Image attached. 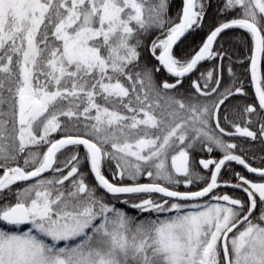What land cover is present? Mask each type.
Returning a JSON list of instances; mask_svg holds the SVG:
<instances>
[{
	"label": "snow or ice",
	"instance_id": "snow-or-ice-1",
	"mask_svg": "<svg viewBox=\"0 0 264 264\" xmlns=\"http://www.w3.org/2000/svg\"><path fill=\"white\" fill-rule=\"evenodd\" d=\"M210 6L182 0L173 18L169 0H0V264H264V167L225 139L264 140V0H224L232 18L178 56ZM228 29L250 40L254 90L230 114L249 93L234 75L222 84V65L184 88L223 60L214 44ZM197 148L223 153L198 161L207 176ZM227 162L258 179L222 180Z\"/></svg>",
	"mask_w": 264,
	"mask_h": 264
},
{
	"label": "trees",
	"instance_id": "trees-1",
	"mask_svg": "<svg viewBox=\"0 0 264 264\" xmlns=\"http://www.w3.org/2000/svg\"><path fill=\"white\" fill-rule=\"evenodd\" d=\"M224 0H210V7L207 9L203 26L200 28L195 29L194 31H190L175 47L174 51L178 56H185L191 55L194 50H198L199 47L203 44L207 35L210 31L217 26L220 22L232 18L233 13L222 14L221 8L223 6ZM182 8V0H169V8H168V15L175 18L176 14ZM159 33L150 34L149 39L153 38L155 35ZM145 43L147 44L148 41L146 40ZM250 40L247 34L240 29H230L224 32L217 40L214 45V50H220L224 55L223 60H206L199 65L197 70L191 74V78L188 77L184 80V88H188L190 84V80H195L200 75L201 72H207L208 70L214 69L217 65H222V84L231 85L233 81V75L235 78H238L244 85L245 91H251V84H250V62L248 57H250ZM143 59L147 62L155 63V61L150 57L145 50L143 55ZM231 67L232 74H229L228 68ZM262 69H264V65H262ZM157 79H169V77L164 73L161 72ZM184 89L181 91L183 92ZM241 100H246L244 97H236L233 98V103H240ZM248 101V100H246ZM251 101V99H249ZM227 103V102H226ZM224 111V110H223ZM227 113L226 111H224ZM249 140V139H248ZM242 149V151H241ZM255 145L253 143H245L244 145H240V152L239 154L242 155L245 159L253 160L256 164L264 165V153H260L261 159L258 160L256 154L254 152ZM204 151H199V155L203 156ZM84 152L81 153L83 155ZM82 171L87 174V181L91 184H95V180L92 177L91 173L88 170V166L86 164L82 165ZM47 176V175H46ZM111 179V176L109 175ZM149 181V178L142 177L140 182ZM68 183V182H67ZM66 183V184H67ZM203 184V183H202ZM201 184V185H202ZM20 187V183L13 186V189ZM159 195H157L158 197ZM115 202V201H113ZM116 206L123 209L127 212L130 216L135 217L136 220H141L145 216H148V213H139L138 210L132 209L129 206L115 202Z\"/></svg>",
	"mask_w": 264,
	"mask_h": 264
},
{
	"label": "flooded vegetation",
	"instance_id": "flooded-vegetation-1",
	"mask_svg": "<svg viewBox=\"0 0 264 264\" xmlns=\"http://www.w3.org/2000/svg\"><path fill=\"white\" fill-rule=\"evenodd\" d=\"M251 88H252V86H251ZM253 91L254 90L252 88L251 91L248 92L249 95L245 98L246 100L249 101V99H251V100L253 99ZM246 100H241L240 103H233L232 102V104H229L227 108H223V106H222V110L226 111L227 112L226 114H230V113H232L234 111V109L236 107H238V106L242 105L243 103H245ZM229 118L230 119L232 118L231 115H230ZM253 130H255V129L253 128ZM225 139L229 140L230 142L238 144V148L236 150H234L236 152V154H239V152H240V145H244L245 143H253L255 145L254 152L257 153L256 154L257 159L258 160H263V159H261L260 153H262V152L264 153V140H261V139L258 138L257 140L253 141L250 138H244V137H239V136H237V137H225ZM79 151H80V153H82V152H84V149L81 147L79 149ZM199 151H204V152H202V153H204L203 156L199 155ZM222 156H223V153L220 152L219 150H216V149H214L213 152L208 153L206 150H201L200 148H197L192 153V158L195 161H197V163L195 165L196 170L201 172V174L204 175V176L208 175L209 170L202 169V166H200L198 164V161L200 159H209V158L218 160V159H221ZM246 160L253 167H264V165L256 164L255 161H253V160H248V159H246ZM237 172H239L242 175L246 176L250 180H254L255 181V180L258 179L256 174L249 173L246 169L243 168V166L237 164L236 162H227L225 164V166L221 170L220 177L224 181H231L232 183H235L236 182L235 173H237ZM44 175L45 176L49 175V173H46ZM145 178H148V177L145 176ZM21 183H23V182H21ZM65 183H67V181ZM202 183H204V182L200 181L197 184H194L192 186V190H197L199 187L203 186ZM179 190L180 191H185L187 189H186L185 186L181 185L179 187ZM216 191L217 192H221V193H226V194H229L231 196L239 197L241 199H246L247 198L246 194L242 190L235 189V188H232V187H221L220 189H217Z\"/></svg>",
	"mask_w": 264,
	"mask_h": 264
},
{
	"label": "water",
	"instance_id": "water-1",
	"mask_svg": "<svg viewBox=\"0 0 264 264\" xmlns=\"http://www.w3.org/2000/svg\"><path fill=\"white\" fill-rule=\"evenodd\" d=\"M228 30H230V29H228ZM228 30H225L224 32H226V31H228ZM224 32H222V33L220 34V36H221ZM187 34H188V33H187ZM187 34H186V35H187ZM186 35H185V36H186ZM220 36H219V37H220ZM219 37H217V40H218ZM183 38H184V37H182L181 40H182ZM205 40H206V39H205ZM204 42H205V41H204ZM216 42H217V41H216ZM178 43H179V42H178ZM214 45H215V44H214ZM203 62H204V61H203ZM203 62H201V63H203ZM198 67H199V65L197 66V68H198ZM261 67H262V66H261ZM249 69H250V67H249ZM194 72H195V71H194ZM194 72H193V73H194ZM193 73H192V74H193ZM45 174H46V173H45ZM147 182H148V181L141 182V183H147ZM156 195H159V194H156Z\"/></svg>",
	"mask_w": 264,
	"mask_h": 264
}]
</instances>
